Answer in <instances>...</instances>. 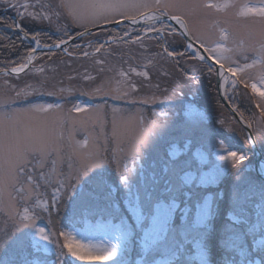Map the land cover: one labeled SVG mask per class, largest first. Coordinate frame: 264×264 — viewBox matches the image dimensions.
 <instances>
[{
    "label": "rangeland",
    "instance_id": "1",
    "mask_svg": "<svg viewBox=\"0 0 264 264\" xmlns=\"http://www.w3.org/2000/svg\"><path fill=\"white\" fill-rule=\"evenodd\" d=\"M64 2L129 7L68 9L60 7ZM170 2L8 0L0 5V15L12 13L13 25L61 35L60 41L73 38L62 51L30 54L23 32L8 28L28 46L22 64L31 63L21 73L0 74V122L15 123L22 137L39 139L44 147L36 158L28 157V172L17 182L24 195L13 193L11 200L0 195V239L8 240L0 264H264V197L253 169L256 155L233 116L215 108L210 65L189 52L174 58L162 51L152 29H160L165 49L173 52L181 37L161 22L117 24L78 36L149 11L173 13L195 42L200 37L232 49L224 54L241 67L256 61L244 78L264 89V18L241 14L264 6V0H179L187 7H163ZM221 32L228 41L220 40ZM36 38L40 47L48 46ZM224 97L250 127L264 161L260 98L239 77L227 79ZM238 103L248 117L238 113ZM49 105L47 112L34 111ZM75 105L85 111H74ZM231 151L243 159H221ZM66 238L80 246L83 259L68 252ZM107 252H115L111 260L87 258Z\"/></svg>",
    "mask_w": 264,
    "mask_h": 264
},
{
    "label": "snow or ice",
    "instance_id": "2",
    "mask_svg": "<svg viewBox=\"0 0 264 264\" xmlns=\"http://www.w3.org/2000/svg\"><path fill=\"white\" fill-rule=\"evenodd\" d=\"M8 0H0V5L7 4ZM9 6H15V5H9ZM36 6L44 7L43 4H38ZM32 6V7H36ZM135 6V5H132ZM207 8H213V7H221L213 4H207L204 5ZM25 9L30 7V5H24ZM60 7L71 9L73 7H83V8H100V9H119V8H125L129 7L127 4H72L64 2L60 5ZM147 7V5H145ZM157 7H160L158 4ZM164 8H184L187 7V5H184L179 2V0H171L170 3H166L163 5ZM222 7H228L227 4L223 5ZM252 13L255 15H259L260 17L264 18V6L260 7L259 9L255 8H248L244 10L241 14H247ZM20 14V13H18ZM123 15V13H120ZM29 16H32L33 19L36 18V16H33L32 13L28 14ZM39 13H37V16ZM170 19L175 20L178 24H184V21L181 19L179 15L169 13L168 14ZM46 18V17H45ZM104 19H115L114 16L112 17H102ZM129 19H134V17H129ZM148 19H158V17H149ZM162 27L166 28L165 25H163V22H161ZM9 27L15 28L18 31H22L20 24H14L9 25ZM186 27V25H185ZM157 32L160 31V29H152ZM27 33H24V36L27 38ZM82 35V33H81ZM182 35H189V33L185 32L182 33ZM191 38V37H189ZM31 39L36 42L37 47H40V42L37 40L36 36L33 35ZM229 37L224 32H221L220 40L221 41H228ZM67 41L61 40L59 43L55 44L56 48H60L61 44L66 43ZM196 42L199 43L200 47L204 49V52L207 53V56L201 55L199 51H196L194 48V42H189L186 47L190 50L194 51V59H198L200 61H204L207 59L208 61H211L212 65H218L220 69V75L221 78L224 80H227V77L224 76V73L226 72L229 76L232 77H239V82H242L245 87H250L251 92L260 98V103L258 106L261 109V116H264V89L258 88L257 84L253 83L251 85L248 84L247 80H245V75H248L246 72V69L254 68L256 61H253L252 64H245L243 67L235 64L230 57L226 56L224 53L228 51H233L232 49L225 48L220 43H216V46H211L209 43H207L205 40L201 39L200 37H196ZM243 45V41H241V45L237 46L236 51H240ZM103 47V45H101ZM100 49L97 48L96 51H99ZM35 51V49H33ZM167 52V55L169 57L174 56L177 53H174L171 50L165 49ZM260 53H261V59L260 63L262 66H264V40L261 41V47H260ZM87 55V53H85ZM99 62V61H98ZM27 65L21 64L18 67H12L11 72L12 73H19L24 70V68ZM135 71V70H133ZM209 73H212L215 75L216 69L209 66L208 67ZM244 74V75H242ZM139 75H145L146 73H139ZM238 81L234 80L233 83H237ZM261 82L264 83V75L261 76ZM134 90V89H133ZM17 95H20V93H17ZM52 106L49 105L47 108H36L34 111L37 112H47L49 108ZM59 107V106H57ZM74 111L76 112H83L85 109L82 106L75 105ZM43 143L39 139H31L28 137H22L21 133L19 131L18 126L15 123L12 124H5L3 122H0V195L7 194L9 199L11 200L12 194L16 193L17 196H23L24 190L22 188H18L17 182L19 181L20 177L24 176L28 170L25 167L26 163H29L28 157L36 158L37 152L36 150L43 151ZM221 159L231 160L234 163L239 162L243 159L242 156L238 155L237 152L231 151L228 153L227 157H221ZM31 175H27V180H31ZM77 181L80 180V176L77 175L76 177ZM23 219H28L27 213H25ZM41 234L43 230H40ZM42 238L47 239V237ZM8 240L0 239V249H2ZM64 247L68 249V252L71 253L73 256H77L79 259H83L85 257V254L79 251V245H75L71 240H67L64 244ZM115 255V252H107L103 256H92L87 255L88 259H103V260H111L112 257Z\"/></svg>",
    "mask_w": 264,
    "mask_h": 264
},
{
    "label": "water",
    "instance_id": "3",
    "mask_svg": "<svg viewBox=\"0 0 264 264\" xmlns=\"http://www.w3.org/2000/svg\"><path fill=\"white\" fill-rule=\"evenodd\" d=\"M148 13L153 14V17H158V19H148V18L147 19H144V16L146 14H148ZM160 22H163L165 24H168L169 26H171L172 28H174V29L177 30L178 34L185 41V49L188 52H190V51L187 49L186 45L189 42H194V48H195V50L196 51H199L201 55H204L205 57L207 56L206 52H204V49L202 47H200V45H198L191 38H189L190 37L189 35H182V33L187 32L186 31V27H185V25H186L185 22H184L183 25L181 24L182 27H180V25L175 20L170 19L169 15H166V14H163V13H159L157 11H149L147 13H143L140 16L134 18V19H122V20H119V21L111 22V23L101 24L99 26H95V27L89 28V29H87V30H85V31H83L81 33H82V35H86V34L92 32V31H95V30H98V29H101V28L114 27L117 24H127V25L133 26V27H138V26L139 27H141V26L142 27H146V26H150L152 24L160 23ZM183 26H184L185 29L183 28ZM81 33L78 36H80ZM152 33L153 32H151V34ZM145 34H147V33H145ZM157 34H159V36L161 37V40H162L161 41V44H162L161 47L164 50V47H163V39H164L163 38V34H162V32H158ZM23 35H24V33H23ZM26 39H27V42L29 43V45L32 48V51L30 52V54L35 53V52L62 51L63 50V47L64 46H67L70 43V41L73 40V38H69V39L66 40L67 41L66 43L61 44V47L60 48H56L55 47V44L54 45H49V46H43V47H36V46L33 45V40L29 36H27ZM107 41H109V40H107ZM104 42H106V41H104ZM33 49H35V51H33ZM191 55H192V53H191ZM204 61L206 63H208V65H210V66H212L213 68L216 69V72H215V87H216V91H217L218 97H219L222 105L225 107V109L233 116V118L236 120V122L244 130V133L246 134L248 140L250 141V143L252 145L251 147H252V150H253V154L256 155V157L254 159L253 169H254L255 173L257 174V176L260 179L264 180V177L258 171V163L261 162V161L262 162H264V161H263L261 155L259 154V152L257 150V147H256V145L254 143V139H253V135H252V132H251L250 127L248 126V124L245 121H243V119L229 105V103L227 102L226 98L224 97V93L222 92V90L220 88L221 85H220V79H219L220 74H219V67H218V65H212L211 64V61H208L207 59H205ZM30 63H31L30 59H26L25 65H27V66L24 68V70L27 69L30 66ZM23 71H21V72H23ZM21 72H19V73H21ZM3 73L4 74H18V73H12L11 72V69L0 71V74H3Z\"/></svg>",
    "mask_w": 264,
    "mask_h": 264
},
{
    "label": "trees",
    "instance_id": "4",
    "mask_svg": "<svg viewBox=\"0 0 264 264\" xmlns=\"http://www.w3.org/2000/svg\"><path fill=\"white\" fill-rule=\"evenodd\" d=\"M9 13L4 14L2 12V14L0 15V69H9L12 67L19 66L20 64H22L24 62L25 54L28 51V49H26V48H28V46L23 44L22 41H20V34L15 33V32L11 33V31L8 29V28H11V27H9V25H13V20L11 18L12 13L11 12H9ZM21 28H22V32L27 33L28 36H30V37H32L33 35L38 36L40 38V40L42 41L43 45H51V44H54V43L60 41V39H61V35L53 36L48 32L40 31V30H37L36 28L30 27L29 29H27L23 25L21 26ZM76 32H78V31H74L73 33H70L68 35L72 36ZM78 43H80V42H78ZM178 47H179V49L175 50L174 52H176V53L177 52H186L183 49L184 48V40L182 38H179ZM61 54L64 55L63 53H61ZM185 54H187V52ZM187 56L189 57V55H187ZM211 90H212V92H211L212 96H213L214 100L217 102V105L215 106V108H217L219 110V112H223L225 114L227 112V110L223 107V105L219 101V98L216 94V89H215L214 85L211 86ZM179 102H181V100H179ZM237 105H238V107L240 105L239 109L237 110L238 113H240L242 115L244 114V116L246 117L247 115H245V111L244 112L242 111L244 105L242 104V107H241V103L240 104L238 103ZM167 106H170V104H167ZM245 109H246V107L244 108V110ZM254 178H256V177H254ZM257 187L259 188L258 189L259 190V197L262 196V198H263L264 197V182L259 180V184H257ZM211 245H213V244H211ZM217 251H220V248H218L216 250H215V248L214 249L212 248V252L215 253Z\"/></svg>",
    "mask_w": 264,
    "mask_h": 264
},
{
    "label": "bare ground",
    "instance_id": "5",
    "mask_svg": "<svg viewBox=\"0 0 264 264\" xmlns=\"http://www.w3.org/2000/svg\"><path fill=\"white\" fill-rule=\"evenodd\" d=\"M149 17H153V14H151V13H148V14H146L145 16H144V19H147V18H149ZM143 19V18H142ZM180 25V27H182V25L181 24H179ZM183 28H184V26H183ZM185 29V28H184ZM186 31H187V28H186ZM188 49V48H187ZM191 53H192V56H194V51L193 50H190V49H188ZM189 52V53H190ZM190 53V54H191ZM207 54V53H206ZM219 74H220V69H219ZM224 76H226L227 77V79L229 78V75L225 72L224 73ZM219 79H220V88H221V90H222V92L224 93V90H225V88H226V82H227V80H224V79H222L221 78V75L219 76ZM257 87L259 88V85L257 84ZM216 89V88H215ZM216 94H217V91H216ZM217 96H218V94H217ZM258 171H259V173L264 177V162H259L258 163ZM260 181H262V179L260 180ZM262 182H264V180L262 181Z\"/></svg>",
    "mask_w": 264,
    "mask_h": 264
}]
</instances>
